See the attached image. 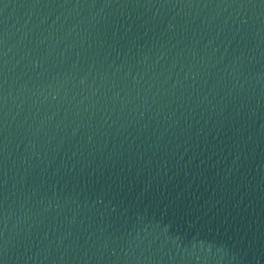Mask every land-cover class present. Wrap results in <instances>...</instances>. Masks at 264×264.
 I'll return each mask as SVG.
<instances>
[{
    "label": "water",
    "instance_id": "95a60500",
    "mask_svg": "<svg viewBox=\"0 0 264 264\" xmlns=\"http://www.w3.org/2000/svg\"><path fill=\"white\" fill-rule=\"evenodd\" d=\"M105 0H0V66Z\"/></svg>",
    "mask_w": 264,
    "mask_h": 264
}]
</instances>
